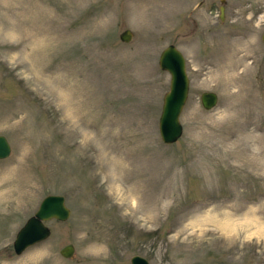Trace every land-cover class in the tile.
<instances>
[{
	"label": "rangeland",
	"instance_id": "rangeland-1",
	"mask_svg": "<svg viewBox=\"0 0 264 264\" xmlns=\"http://www.w3.org/2000/svg\"><path fill=\"white\" fill-rule=\"evenodd\" d=\"M263 30L264 0H0V264H264ZM168 43L188 93L164 143ZM46 193L70 213L17 254Z\"/></svg>",
	"mask_w": 264,
	"mask_h": 264
},
{
	"label": "water",
	"instance_id": "water-1",
	"mask_svg": "<svg viewBox=\"0 0 264 264\" xmlns=\"http://www.w3.org/2000/svg\"><path fill=\"white\" fill-rule=\"evenodd\" d=\"M219 17H222V5L219 7ZM132 32L129 28L119 31L120 40L127 42L131 39ZM264 44V30L260 34ZM158 67L169 74L168 87L161 97V105L157 117V130L162 142L170 143L178 138L182 131L179 121V113L185 102L188 93V77L185 69V57L180 49L173 43H168L158 53ZM199 101L202 107L210 108L217 101V94L213 90H202L199 94ZM10 143L6 136L0 133V158L10 153ZM70 213L69 207L65 204L64 196L60 193H46L38 202L36 209L27 216L22 224L16 229L12 239V249L20 253L27 246L45 239L50 228L45 223L50 218L64 220ZM74 246L66 242L58 248L63 257L73 255ZM130 264H149L147 259L140 254H132L129 257Z\"/></svg>",
	"mask_w": 264,
	"mask_h": 264
},
{
	"label": "bare ground",
	"instance_id": "bare-ground-1",
	"mask_svg": "<svg viewBox=\"0 0 264 264\" xmlns=\"http://www.w3.org/2000/svg\"><path fill=\"white\" fill-rule=\"evenodd\" d=\"M247 55V54H246Z\"/></svg>",
	"mask_w": 264,
	"mask_h": 264
}]
</instances>
